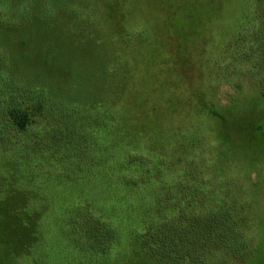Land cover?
I'll use <instances>...</instances> for the list:
<instances>
[{"label": "rangeland", "instance_id": "obj_1", "mask_svg": "<svg viewBox=\"0 0 264 264\" xmlns=\"http://www.w3.org/2000/svg\"><path fill=\"white\" fill-rule=\"evenodd\" d=\"M14 79L37 84L69 112L57 125L47 101L27 102L31 124L20 134L6 125V114L26 99L7 98L2 119L11 141L74 147L75 158L89 162L83 131L109 127L110 114L131 139L151 129L155 140L166 130L174 165L198 160L211 186L244 209L242 261L226 249L224 255L233 235L231 228L221 234L225 224L216 218L199 238L203 246L207 236L213 243L192 263L264 264V0H0V95ZM12 190L0 189V264H64L61 242L46 250L51 243L43 237L37 254V243L24 251L17 241V225L4 230L5 212L31 216L47 207L44 198L21 207ZM181 234L196 236L198 226ZM187 244L198 253V242ZM107 264L179 263L149 259L125 243Z\"/></svg>", "mask_w": 264, "mask_h": 264}, {"label": "trees", "instance_id": "obj_2", "mask_svg": "<svg viewBox=\"0 0 264 264\" xmlns=\"http://www.w3.org/2000/svg\"><path fill=\"white\" fill-rule=\"evenodd\" d=\"M118 73L122 75L123 71ZM11 81L0 95V189L5 184L13 189L11 193H18L13 198L21 200V207L27 204L25 201L30 205L38 203L39 198L47 203L45 209H38L31 216L20 209V213L8 211L1 217L4 230L17 225L16 239L26 245L24 251L37 243L32 249L39 254V242L45 237L51 243L46 250L62 243L64 252L59 260L64 264H107L115 249L126 243L133 253L152 260L193 264L213 243L207 236L206 246L201 245L199 238L210 229L207 226L223 223L221 234L229 233L231 228L227 236L233 235L222 245L224 255L226 249L229 255L236 256L234 262L242 261L248 248L243 228L239 231L240 223L245 221L244 209L238 210L234 199L222 188L211 186L207 167L204 171L198 160L174 165V153L164 137L166 130H157L155 140L151 129L142 130L139 138L131 139L125 136L128 132L116 126L115 116L110 114L109 127L83 131L90 140L88 153L93 155L89 162L78 161L74 147H28L22 138H8L2 119L5 99L16 94L26 99L23 107L11 108L6 114V125L20 134L26 133L31 124L27 102H39L45 107L47 101L46 112L57 125L69 109L37 84ZM171 118L174 117H168L167 123ZM147 121L143 119L142 124ZM208 217L213 223H208ZM196 225L198 234L183 238L181 232L195 229ZM43 228L47 231L44 236ZM217 237L220 236L215 232L213 240ZM27 238L33 241L27 242ZM188 242L194 246L198 242V253L194 248L188 249ZM48 253L51 256L52 252Z\"/></svg>", "mask_w": 264, "mask_h": 264}]
</instances>
